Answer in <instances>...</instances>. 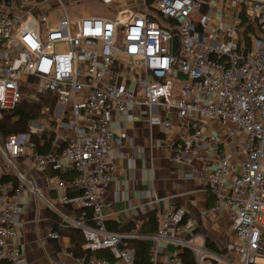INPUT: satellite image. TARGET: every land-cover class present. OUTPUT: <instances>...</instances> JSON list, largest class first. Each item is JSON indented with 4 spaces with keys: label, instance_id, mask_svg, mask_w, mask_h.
<instances>
[{
    "label": "built area",
    "instance_id": "2783aa9c",
    "mask_svg": "<svg viewBox=\"0 0 264 264\" xmlns=\"http://www.w3.org/2000/svg\"><path fill=\"white\" fill-rule=\"evenodd\" d=\"M232 1L259 31L248 48L237 22L211 36L202 0H145L142 12L127 19L69 17L62 0H0V109L14 111L25 93H49L58 106L52 120L62 131L47 154L31 142L36 123L29 133L0 142L4 166L14 173L13 180H0V264H22L15 222L26 197L57 214L59 229L81 230L91 254L76 258L80 264H134L135 250L122 247L127 240L148 243L153 264L161 252L168 254L166 264H181L185 250L196 264H264V0ZM55 7L65 16L51 23ZM152 107L165 133L173 128L170 113L189 122V134L170 147L171 159L201 164L210 212L231 221L226 252L208 248L184 207L161 211L153 235L107 229L111 155L128 139L112 124L132 109ZM237 148L243 158L234 157ZM19 157L48 177L57 204L17 168ZM73 189L82 194L70 198ZM65 205L78 216L62 214L58 206ZM49 238L62 239L52 231ZM98 250H108L113 260L93 254Z\"/></svg>",
    "mask_w": 264,
    "mask_h": 264
},
{
    "label": "crops",
    "instance_id": "0c3cea01",
    "mask_svg": "<svg viewBox=\"0 0 264 264\" xmlns=\"http://www.w3.org/2000/svg\"><path fill=\"white\" fill-rule=\"evenodd\" d=\"M62 1L65 4L66 14L74 18L127 19L132 14L142 12L145 4V0ZM93 1L104 6L105 9L100 13L88 9L87 5ZM202 1L203 12L211 15L212 37H215L226 26L239 23L240 9L237 2L232 0ZM64 16V11L55 7L50 11V22L56 23ZM158 113L156 107L132 109L118 116L112 124L116 135L125 133L128 139L122 150L111 155L114 165V181L109 187L107 196L111 204L108 209L107 222H117L127 226L137 218L151 212H156L158 216L161 211L170 206L184 207L188 216L193 220L198 234L213 242L218 250L224 253L228 241L233 236L231 221L226 214L215 215L210 212L209 195L201 179V164L174 165L171 159L170 147L189 134L186 124L188 126L190 124L179 120L175 113H170L169 118L173 128L169 133H165ZM211 126L217 134H223L221 127L216 124H211ZM55 131L58 135L59 130L55 129ZM2 141L0 136V142ZM233 155L243 158V149L237 148ZM15 164L19 170L36 179L46 197L53 198L54 204H57L56 195L51 191L48 177L32 168L30 158L19 157ZM6 175L12 176L14 173L12 169L4 166L0 154V180ZM155 198L158 202L150 204ZM48 211L49 209L34 197H26L22 202L21 214L15 222V227L21 237L22 264H80L76 258L69 255V238L62 237L57 241L60 250L55 248L54 241L49 238L51 227ZM167 261L168 254L159 253L157 264H166Z\"/></svg>",
    "mask_w": 264,
    "mask_h": 264
},
{
    "label": "trees",
    "instance_id": "16d2710c",
    "mask_svg": "<svg viewBox=\"0 0 264 264\" xmlns=\"http://www.w3.org/2000/svg\"><path fill=\"white\" fill-rule=\"evenodd\" d=\"M3 1V0H1ZM203 12V10H202ZM205 13V12H203ZM155 18L154 16H151ZM239 37L240 43L245 47H249L252 38L257 36L259 31L250 23L249 18L244 14L239 15ZM173 31H176L174 29ZM57 106L55 98L47 94H30L25 93L21 103L14 111H5L0 109V136L3 141H7L12 136L29 133L32 123L37 121L49 120L54 115V110ZM47 115V117H46ZM56 125L54 123L49 124V129L43 130L41 133L33 134L31 136V142L36 147L37 151L43 154H47L51 151L53 141L56 137ZM65 180L69 179V175H64ZM14 177L6 175L1 181L13 180ZM82 193L80 190L69 191V197L75 198ZM210 205L213 203L212 196H209ZM59 211L62 214L72 216L76 218L77 213H72L69 205L59 206ZM48 219L52 232H58L60 236H66L70 241L69 253H73L74 258H79L82 255H90L91 252L85 251L83 246L85 240L80 229L67 228L59 229L61 218L52 211H48ZM106 227L109 231L116 233H144V234H156L159 230L158 216L156 212H151L144 216L137 218L133 223L123 226L117 222H107ZM52 240V239H51ZM55 248L59 251L60 246L56 240H53ZM206 245L209 249L218 252L217 247L213 242L207 239ZM130 247L135 250L134 264H153L151 261L150 245L148 243L139 240H127L122 247ZM99 258H107L113 260L112 254L108 250H98L94 252ZM181 264H196L193 253L191 251H184L179 256Z\"/></svg>",
    "mask_w": 264,
    "mask_h": 264
},
{
    "label": "rangeland",
    "instance_id": "374dc122",
    "mask_svg": "<svg viewBox=\"0 0 264 264\" xmlns=\"http://www.w3.org/2000/svg\"><path fill=\"white\" fill-rule=\"evenodd\" d=\"M87 7H89L88 9H92L95 13H100V12H102L104 9H105V7L104 6H101V5H99L97 2H94L93 1V3H91L90 5L88 4L87 5ZM80 9V8H79ZM82 10V9H81ZM151 12L153 13V11L151 10ZM46 117H47V115H46ZM53 116L51 117V119H49V120H40V121H37L36 122V126H35V128L38 130V133H41V132H43V130H47V129H49V124L52 122V123H54L55 125H56V130H59L58 129V126H57V123L56 122H54L53 120ZM61 131V130H60ZM59 135H62L60 132H59ZM51 203H55V201H54V199L53 198H47ZM62 237H66V236H62ZM258 262H261V260L260 259H258Z\"/></svg>",
    "mask_w": 264,
    "mask_h": 264
},
{
    "label": "water",
    "instance_id": "95a60500",
    "mask_svg": "<svg viewBox=\"0 0 264 264\" xmlns=\"http://www.w3.org/2000/svg\"><path fill=\"white\" fill-rule=\"evenodd\" d=\"M178 45H179V39H178V36H175L173 38V50H174V52L177 51Z\"/></svg>",
    "mask_w": 264,
    "mask_h": 264
}]
</instances>
